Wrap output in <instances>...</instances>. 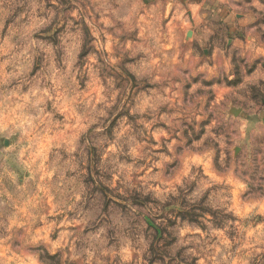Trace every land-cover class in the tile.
<instances>
[{"label":"rangeland","instance_id":"obj_1","mask_svg":"<svg viewBox=\"0 0 264 264\" xmlns=\"http://www.w3.org/2000/svg\"><path fill=\"white\" fill-rule=\"evenodd\" d=\"M0 264H264V0H0Z\"/></svg>","mask_w":264,"mask_h":264},{"label":"crops","instance_id":"obj_2","mask_svg":"<svg viewBox=\"0 0 264 264\" xmlns=\"http://www.w3.org/2000/svg\"><path fill=\"white\" fill-rule=\"evenodd\" d=\"M223 16H224V18L226 19V21H231V14H225L224 12H223Z\"/></svg>","mask_w":264,"mask_h":264}]
</instances>
